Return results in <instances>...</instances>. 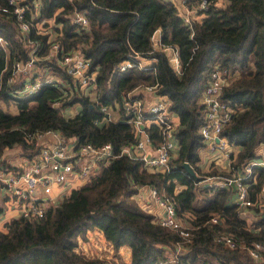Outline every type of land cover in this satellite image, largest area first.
I'll list each match as a JSON object with an SVG mask.
<instances>
[{"label":"trees","instance_id":"16d2710c","mask_svg":"<svg viewBox=\"0 0 264 264\" xmlns=\"http://www.w3.org/2000/svg\"><path fill=\"white\" fill-rule=\"evenodd\" d=\"M38 1V15L27 16L31 28L26 35L13 16L0 12V35L8 42L7 50H0V99L16 106L15 113L0 106V168H14L11 149H17L20 157L35 155L40 148L35 135L46 130L58 131L76 143L110 142L115 152L134 144L138 136L123 110L115 121H96L103 116L100 106L116 108L127 92L140 85H156V93L169 99V108L179 119L174 131L177 146L167 173L122 154L59 203L48 206L44 216L11 217L0 229V264H123L85 257L75 250L77 237L89 228L102 232L114 256L119 247L128 246L130 264H159L176 251V264H264V252L262 260H254L241 246L229 248L216 240L222 232L232 234L239 243L264 244V209L252 206L253 218L247 224L232 200L231 187L208 194L181 165L187 160L199 176L215 173L202 171L198 152L204 145L198 132L204 118L200 99L214 68L227 78L221 97L241 108L221 131L238 147L232 164L238 167L255 157L256 147L264 142V0H208L192 28L182 22L174 0ZM75 11L87 17L88 26L72 21ZM42 18H53L60 28L36 33L33 23ZM155 31L161 44L176 49L180 73L163 47H154ZM54 40L59 43V55L77 51L89 59L99 86L93 96L74 84L57 58H42ZM129 47L150 60L146 68H117L128 57ZM32 48L38 57L34 77L52 73L60 80L41 85L31 96H17L23 77L8 80L12 63L29 58ZM75 104L79 110L65 117L63 110ZM144 130L153 145L162 140L157 124L150 123ZM263 183L260 169L249 186L252 199ZM139 184H149L171 198L177 215L189 227V236L183 238L160 225L137 203ZM213 215L218 222H210Z\"/></svg>","mask_w":264,"mask_h":264},{"label":"built area","instance_id":"2783aa9c","mask_svg":"<svg viewBox=\"0 0 264 264\" xmlns=\"http://www.w3.org/2000/svg\"><path fill=\"white\" fill-rule=\"evenodd\" d=\"M208 3V0H179L176 3L178 15L186 26L192 28L193 21L200 16L199 12L207 8ZM38 8V0L29 2L26 0H4L3 3L0 2V12L13 16L19 31L24 35L31 28L27 16L31 19L35 18L38 15ZM72 21L80 26H88L87 17L80 11H75L72 14ZM33 24L34 31L42 34L48 33L53 26L60 28V24H54L53 18H42ZM190 36H192V32ZM152 40L155 48L163 47L167 52L169 63L176 72L180 73L176 49L160 43L159 31L153 33ZM7 44V40L0 35V50H7ZM59 50L61 51L59 43L54 40L49 44L48 51L42 58H57L74 84L81 89L85 88L87 94L92 96L98 92L99 86L95 79L96 70H90L89 59L77 51L59 55ZM127 56L118 64L119 70L133 66L143 69L150 62L148 58L131 47L127 51ZM37 58L35 48H32L29 58L25 60L17 58L13 61L11 77L8 80L11 82L16 78L23 77L22 85L17 90V96H31L38 91L41 85H53L55 82H59L60 79L52 73L34 77L36 72L34 63ZM226 80L222 71L214 68L200 99L204 105V118L198 132L204 142L203 148L207 160L206 165L203 162L201 169L202 171L212 169L215 173L202 176L195 173L198 176L197 184L203 186L209 194L219 188H232L233 186V202L239 207V215L245 218L249 224L250 218H253L249 211L250 208L257 206L261 210L264 209V183L260 187L257 198L252 199L249 195V186L255 183L259 170L264 171V149L238 167L232 164L238 147L231 144L221 134V131L223 126L230 121L232 114L241 108L221 97L222 88L227 83ZM155 87L156 85H140L132 89L124 95L116 108L100 106L103 116L96 122L115 121L119 118V111L123 110L126 120L131 123L135 135L138 136L134 144L124 145L117 152L113 150L110 142L101 145L89 142L76 143V140L66 139L55 130L37 133L35 138L40 148L35 155L30 158L21 157V160L17 162L10 161L14 168H0V202L13 198L14 203L11 205V209L16 211L17 216L42 217L48 206L59 203L63 197L68 196L73 188L85 182L111 159L122 154L141 160L145 167L164 173L169 172L172 167L171 156L177 146L174 131L178 123L172 119L174 113L169 108V99L157 94ZM144 92L151 94V97H143ZM113 111L118 112V118L112 117ZM150 123L157 124L162 135V140L156 145L151 143L150 137L144 130L145 126ZM183 162L188 161L184 160ZM136 188L135 198L143 209L148 212L154 206L159 209L158 215L154 216L151 213L157 223L177 231L183 238L189 236V227L177 215L176 208L169 196L160 193L149 184H139ZM146 198H148L147 202ZM2 209L0 207L1 211ZM218 221L217 216H211L210 222ZM247 227L251 228L250 225ZM91 230L94 231L91 237L94 240L95 252H90V254L84 252L78 241L75 250L85 257L114 259L112 244L105 239L100 230L96 228ZM98 232L102 234L103 242L100 241ZM216 240L229 248L241 246L254 260L263 258L264 244L258 241L246 245L239 243L232 234L222 232L216 235ZM86 241L89 242L90 237ZM180 247L179 245L178 249ZM177 252L160 259L159 264H176Z\"/></svg>","mask_w":264,"mask_h":264},{"label":"crops","instance_id":"0c3cea01","mask_svg":"<svg viewBox=\"0 0 264 264\" xmlns=\"http://www.w3.org/2000/svg\"><path fill=\"white\" fill-rule=\"evenodd\" d=\"M174 2H175V4L177 3V2H179V0H174ZM140 91V90H139ZM143 97H147V96H149V97H151V94L149 95V94H147V93H143ZM6 104V103H5ZM4 105V104H3ZM7 106H9V104H6ZM13 107H14V109H11L10 110V112L11 113H15L16 112V106L14 105V103H13ZM112 117L114 118H118V112H116V111H113V113H112ZM172 119L176 122V123H178L179 122V119H178V116L177 115H175V114H173L172 115ZM263 149H264V144H260V145H258L257 147H256V154L257 153H259V152H261V151H263ZM199 157H200V166H201V168H202V166H203V162L205 163V165H206V163H207V160H206V158H205V150H204V148L202 147V148H200L199 149ZM12 161V160H11ZM54 189H55V187H54ZM233 190V189H232ZM234 192V191H233ZM209 194V193H208ZM233 197H234V193H233ZM232 200H233V198H232ZM145 201L147 202L148 201V198H146L145 199ZM150 207H152V205H150ZM147 211V210H146ZM150 213H152L154 216H156V215H158L159 214V209L157 208V207H152V209L150 210ZM251 214V213H250ZM17 215H16V211L15 210H13V209H11V210H8L6 213H4V214H2L1 212H0V229H4L5 228V226L3 225L4 224V222H7L11 217H16ZM250 220H251V218H250ZM89 229H94V228H89ZM89 229H87V230H89ZM86 230V231H87ZM98 235H99V237H100V241L101 242H103V236H102V234L100 233V232H98ZM123 255H124V259H123ZM130 257H131V252H130V248L128 247V246H126V245H124V246H121V247H119L118 248V250H117V256H114V259H112L113 260V262H118V261H121L122 262V260H124V262H122L123 264H130ZM120 259H122V260H120Z\"/></svg>","mask_w":264,"mask_h":264},{"label":"rangeland","instance_id":"374dc122","mask_svg":"<svg viewBox=\"0 0 264 264\" xmlns=\"http://www.w3.org/2000/svg\"><path fill=\"white\" fill-rule=\"evenodd\" d=\"M249 67L252 68L253 65L249 64ZM4 104V105H3ZM15 105V104H14ZM0 106L5 109L10 111L11 109H14L13 107V102L9 103V106H7L5 104V102L3 100L0 99ZM80 106L78 104H75L74 106L68 107L66 109L63 110V115L65 117H69L72 116L77 110H79ZM17 149H11L9 150V154H10V161L13 160L12 162H17L19 160H21V157L19 156L18 151H16ZM14 203L13 198L9 199L8 201H2L0 202V207H2V214L6 213L8 210L11 209V205ZM88 231V232H87ZM85 231L84 236H78L77 237V241L79 242L80 246L82 247L83 251L90 254V252H95L94 249V240L91 237V234L94 233L93 230L89 229ZM90 237V241L87 242L86 239ZM123 259H124V255H123ZM122 260V259H120ZM125 260V259H124ZM124 260H122V262H124Z\"/></svg>","mask_w":264,"mask_h":264},{"label":"water","instance_id":"95a60500","mask_svg":"<svg viewBox=\"0 0 264 264\" xmlns=\"http://www.w3.org/2000/svg\"><path fill=\"white\" fill-rule=\"evenodd\" d=\"M149 153V151L147 152V154ZM182 167L186 170L187 173H189L193 178L198 179L197 174L195 173L194 169L192 168V166L188 163V162H183ZM234 187L232 186V189ZM263 208H264V204H263ZM263 217H264V211L262 213Z\"/></svg>","mask_w":264,"mask_h":264}]
</instances>
